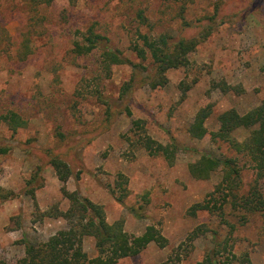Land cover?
Segmentation results:
<instances>
[{"label":"rangeland","instance_id":"1","mask_svg":"<svg viewBox=\"0 0 264 264\" xmlns=\"http://www.w3.org/2000/svg\"><path fill=\"white\" fill-rule=\"evenodd\" d=\"M139 11L148 24H139ZM91 27L128 63L108 72L101 51L74 54L78 32ZM137 30L201 43L187 67L168 71V83L154 88L150 60L130 49ZM129 84L132 89L124 93ZM225 84L232 89L225 92ZM263 100L264 0H0V116L16 112L27 120L16 133L5 123L1 127L0 146L9 151L0 154V187L13 195L0 197V260L17 264L27 241H46L66 227L65 221L45 216L54 206L68 209L66 189L102 205L109 223L124 220L131 235H142L153 225L168 240L166 248L153 243L117 264H159L186 250L189 256L175 264H197L211 236L189 245L190 232L206 224L225 238L229 227L209 213L188 215L222 180L220 172L207 180L192 177L189 166L200 155L189 149L235 157L227 144L211 140L219 128L217 118L230 109L244 114ZM207 106L212 109L205 123L209 134L192 139L188 129ZM145 135L162 144L175 141L181 148L176 163L169 165L142 149ZM246 136L237 133L239 140ZM47 150L69 163L72 176L66 183L50 165ZM239 164V194H245L257 178L245 159L240 157ZM120 174L128 179L123 203L110 193L120 194ZM27 189L35 190V203ZM259 190L264 194V179ZM243 213L225 207L226 221L235 226L234 251L250 260L240 264H264V213ZM84 250L90 258L97 256L93 238L85 239Z\"/></svg>","mask_w":264,"mask_h":264},{"label":"trees","instance_id":"2","mask_svg":"<svg viewBox=\"0 0 264 264\" xmlns=\"http://www.w3.org/2000/svg\"><path fill=\"white\" fill-rule=\"evenodd\" d=\"M167 1L184 4L186 0ZM247 1L252 3L257 0ZM137 19L140 25L148 24V19L143 11L138 12ZM186 26L189 27L190 25ZM206 28L210 29V26H206ZM78 33L80 37L73 43V53L77 56H87L95 51H101V64L108 72L114 65L128 63L129 60L119 50L113 49L104 36L96 33L94 27L89 28L86 32ZM200 43L198 38L173 39L169 35L154 37L137 30V40L132 41L130 49L141 60H150L154 76L151 84L156 88L163 87L168 83L166 78L168 71L189 65V55L196 51ZM131 89L132 84L126 85L124 93ZM223 89L227 92L232 87L225 84ZM211 114L210 106L199 110L188 129L192 139L203 140L209 134L205 123ZM217 120L219 128L210 134L211 140L216 143L227 144L230 151L236 156L218 157L189 149L196 155H200L198 160L189 166L192 177L198 180H207L214 173L220 172L222 180L204 201L190 207L188 215L192 217H196L200 213L215 215L221 219L223 225L229 227V232L225 238H222L217 231L210 230L206 224H202L190 232L186 242L192 245L210 233L211 246L197 264L249 263L250 260L247 255L241 259L234 251L231 235L235 231V226L226 221L225 207L229 204L234 210L240 209L244 212L243 217L264 213V194L259 190V181L264 179V100L244 114L236 109L224 111L219 114ZM4 123L14 133L27 126V120L20 114L8 112L0 116V136L1 127ZM241 131L247 132V136L243 140H239L237 137V133ZM139 145L150 156L163 157L169 165L176 163L177 155L181 150L175 141L162 144L148 135L142 137ZM184 150L188 149L184 148ZM8 151L7 147L0 146V154H6ZM240 157L245 159V163L253 168L257 178L256 184L245 194H239L242 170L239 164ZM47 158L59 180L66 183L72 176L69 163L54 150H47ZM118 176L117 186L120 194L117 195V191L113 189H110V193L118 202L123 203L129 195L128 179L121 174ZM26 192L35 203V190L27 189ZM62 194L69 201L68 209L61 211L57 206H54L45 213V216L65 221L66 227L46 241L38 243L27 241L25 256L17 264H117L122 259L139 255L153 243L160 248L168 246V240L153 225L148 226L142 235H131L125 230L124 220L108 222L102 205L81 196L77 191L68 192L66 189H62ZM12 195L0 187V197L3 200L9 199ZM132 211L134 212V210ZM137 216L138 214H136ZM87 238H93L95 241L97 256L94 258H90L84 250V241ZM184 245L185 242L176 250H181ZM185 252L183 256L177 253L176 259L170 256L166 261L159 264H175V261L179 263L189 256L190 253ZM0 264L7 263L0 260Z\"/></svg>","mask_w":264,"mask_h":264}]
</instances>
